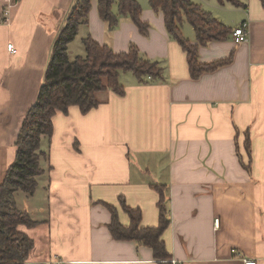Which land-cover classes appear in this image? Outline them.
<instances>
[{
	"label": "crops",
	"instance_id": "obj_1",
	"mask_svg": "<svg viewBox=\"0 0 264 264\" xmlns=\"http://www.w3.org/2000/svg\"><path fill=\"white\" fill-rule=\"evenodd\" d=\"M76 1L20 0L9 22L0 23V184ZM244 3L210 5L233 29L248 22L249 36L201 46L200 62L223 63L194 78L162 13L143 9L147 36L128 17L110 31L93 0L80 29L115 52L135 44L163 65L165 79L143 84L125 76L124 95L103 92L87 113L77 106L56 113L52 138L41 141L46 156L36 192L16 194L18 207L38 222L20 226L35 242L25 264H160L150 247L117 240L109 229V205L130 223L120 198L141 210L142 226L158 225L153 183L168 188L171 224L163 239L172 264H264V0ZM186 34L196 43L194 29Z\"/></svg>",
	"mask_w": 264,
	"mask_h": 264
},
{
	"label": "trees",
	"instance_id": "obj_2",
	"mask_svg": "<svg viewBox=\"0 0 264 264\" xmlns=\"http://www.w3.org/2000/svg\"><path fill=\"white\" fill-rule=\"evenodd\" d=\"M217 2L220 6H245L244 0ZM92 5L93 0H77L58 33L37 99L29 108L17 137L16 159L0 184V264H25L34 250V240L21 231L20 226L32 228L38 222L18 207L16 194L25 192L33 195L36 192L38 177L44 174L40 160L46 156L41 150V141L43 137L52 138L56 113H67L72 106L87 113L99 105L98 96L103 92L124 95L125 86L120 80L122 73H133L143 84L165 79L163 65L147 57L135 44H131L126 52H115L109 45L100 44L88 35L83 39L85 54L71 59L70 43L78 36L80 26L88 22ZM149 5L156 13L163 14L169 37L187 52L192 77L198 78L223 63H202L198 51L211 41L230 38L233 28L193 0H149ZM97 9L110 31L118 27L121 17H128L140 33L149 34L150 24L142 20L143 7L138 0H97ZM184 21L193 27L196 43L185 37L182 29ZM244 147L251 156L249 132ZM237 151H240L239 146ZM152 187L159 195L157 226H142L141 210L128 206L124 198H120L130 223L123 225L117 208L109 205L112 213L109 229L115 239L134 240L148 246L160 264H172V255L163 239L171 224L168 188L156 183Z\"/></svg>",
	"mask_w": 264,
	"mask_h": 264
},
{
	"label": "rangeland",
	"instance_id": "obj_3",
	"mask_svg": "<svg viewBox=\"0 0 264 264\" xmlns=\"http://www.w3.org/2000/svg\"><path fill=\"white\" fill-rule=\"evenodd\" d=\"M138 1L141 3L143 9L146 8L147 6H150L149 5V0H138ZM193 1L196 2V3L201 4L206 10L210 11L214 15V13H213L212 8H211L210 5H212V3H214V2H216V0H193ZM229 17H228V19L230 21H231L232 18L233 19H236L237 18L236 16H233V15H230ZM231 25L232 26L235 25L234 20L231 21ZM182 29L183 30L185 29L186 32H187V30H192V32H193L192 26L187 21H184L183 22ZM85 30H86L85 28H83V29L81 28L79 30L78 36L73 41V44H70V57H71L72 60L76 56L84 55L85 54V47H84L83 39L88 36L86 34ZM186 32H185V35H187ZM125 76H135V75L133 73H131V72L122 73L121 79L122 78L124 79Z\"/></svg>",
	"mask_w": 264,
	"mask_h": 264
},
{
	"label": "built area",
	"instance_id": "obj_4",
	"mask_svg": "<svg viewBox=\"0 0 264 264\" xmlns=\"http://www.w3.org/2000/svg\"><path fill=\"white\" fill-rule=\"evenodd\" d=\"M20 0H0V23H8L10 20V14L12 10L18 5ZM249 36V25L248 22H243L240 26L233 29L232 37L237 42H245ZM8 50L11 53H15V47L13 43L8 44ZM218 223V220H216ZM173 263H176L173 261ZM246 264H255L252 261H246Z\"/></svg>",
	"mask_w": 264,
	"mask_h": 264
}]
</instances>
